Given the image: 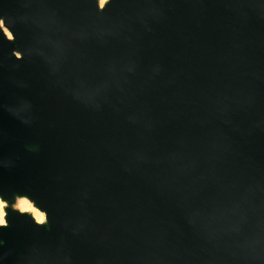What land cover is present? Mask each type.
I'll return each instance as SVG.
<instances>
[{
  "label": "water",
  "instance_id": "water-1",
  "mask_svg": "<svg viewBox=\"0 0 264 264\" xmlns=\"http://www.w3.org/2000/svg\"><path fill=\"white\" fill-rule=\"evenodd\" d=\"M0 196V264H264V0H0Z\"/></svg>",
  "mask_w": 264,
  "mask_h": 264
},
{
  "label": "bare ground",
  "instance_id": "bare-ground-1",
  "mask_svg": "<svg viewBox=\"0 0 264 264\" xmlns=\"http://www.w3.org/2000/svg\"><path fill=\"white\" fill-rule=\"evenodd\" d=\"M107 0H100V4L104 5ZM5 31L7 32L9 37H12V33L5 27ZM5 204L6 202L0 196V223H6L5 219ZM17 207L23 211H31L39 222H44L46 220V213L44 210L39 208L33 200H31L27 196H18L16 200Z\"/></svg>",
  "mask_w": 264,
  "mask_h": 264
},
{
  "label": "rangeland",
  "instance_id": "rangeland-1",
  "mask_svg": "<svg viewBox=\"0 0 264 264\" xmlns=\"http://www.w3.org/2000/svg\"><path fill=\"white\" fill-rule=\"evenodd\" d=\"M6 205V204H5ZM15 207H17V205H15ZM18 208V207H17ZM31 212V211H30ZM32 213V212H31ZM33 214V213H32ZM34 216V215H33Z\"/></svg>",
  "mask_w": 264,
  "mask_h": 264
}]
</instances>
